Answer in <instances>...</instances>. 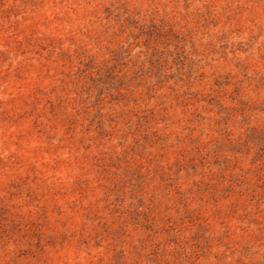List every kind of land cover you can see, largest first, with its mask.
Wrapping results in <instances>:
<instances>
[{
  "label": "rangeland",
  "instance_id": "1",
  "mask_svg": "<svg viewBox=\"0 0 264 264\" xmlns=\"http://www.w3.org/2000/svg\"><path fill=\"white\" fill-rule=\"evenodd\" d=\"M0 264H264V0H0Z\"/></svg>",
  "mask_w": 264,
  "mask_h": 264
}]
</instances>
